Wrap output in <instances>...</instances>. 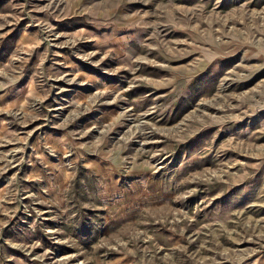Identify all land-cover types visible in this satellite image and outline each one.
<instances>
[{
    "label": "rangeland",
    "instance_id": "obj_1",
    "mask_svg": "<svg viewBox=\"0 0 264 264\" xmlns=\"http://www.w3.org/2000/svg\"><path fill=\"white\" fill-rule=\"evenodd\" d=\"M0 264H264V0H0Z\"/></svg>",
    "mask_w": 264,
    "mask_h": 264
}]
</instances>
